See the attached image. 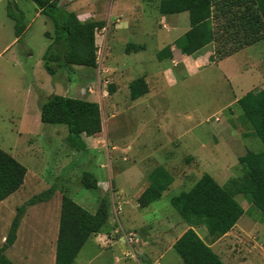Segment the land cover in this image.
Listing matches in <instances>:
<instances>
[{"label": "rangeland", "instance_id": "1", "mask_svg": "<svg viewBox=\"0 0 264 264\" xmlns=\"http://www.w3.org/2000/svg\"><path fill=\"white\" fill-rule=\"evenodd\" d=\"M80 1H73L77 4L76 8L81 7ZM58 3L66 10L70 8V3L68 4L66 0H58ZM10 4L15 5L24 13L28 29L22 40L6 52L5 47L15 36V22L8 17ZM111 4L112 0H103L100 7H97V10L100 8L99 11L103 13L104 21L102 22L105 23L107 29L98 31L96 35L97 67L74 66L71 74L57 69V74L51 76L44 67L43 57L50 45L47 34L53 35L52 22L45 15L36 16L38 7L31 0L0 2V149L27 167L29 174L32 173L29 182L36 174L41 176L40 185L25 197L30 195L33 198L54 187L56 192L52 199L54 198L55 202H60L62 196L65 195L89 212L96 213L99 197L108 196L111 201L112 222L102 232L101 238L105 241L103 246L105 248L110 246L107 242L110 238L119 242L120 238L132 235L135 240L132 248H135L136 240L140 236L149 234L154 237L164 236V225L159 224V222H164V214L171 215L170 218L175 216L181 219L172 207L170 199L180 194L182 190L167 191L163 198L150 208L144 211L139 210L141 208L138 207V198L149 187V177L156 168L165 167L174 177H177L180 174L185 175L188 168L195 167L193 171H189L188 175L192 176L191 184L206 172L216 178L217 175H220L218 177L227 176V180L239 179L244 175V170L237 159L234 163L232 155H223L225 151L228 152L227 148L223 149L224 146L221 148L220 156L216 158L207 154L203 158L200 156L202 165H194L193 156L197 155L196 151L200 148L196 147L197 137H205L201 141L208 146L206 152L215 146V134H208V132H214L222 124L216 122V117L223 122L227 117V109L222 114L216 113L223 110L226 105L228 107L234 103L235 96L242 98L247 92L248 84L243 82V77L236 78L233 75L228 82L216 67H208L200 74L188 77L184 75L182 67L174 68L169 60H164L162 64L164 67V76H162L163 69L156 58L158 50H155V42L151 45L143 37V40L138 38L132 41L146 45V51H142L140 55L141 58H146V64L141 68L140 64L136 65L135 60L125 58L127 64L132 65L126 78L137 79L145 75L149 78H158L161 82L162 94L138 102L132 101L129 97L116 101L108 94L104 95L109 98V101L103 104L102 108L103 130L94 137L83 136L86 144L85 151L79 152L68 145L69 133L66 126L44 125L41 121L34 123L30 119L21 124L20 119L25 117V101L30 95H34L35 99L40 102L52 94L86 100L91 94L87 88V84L91 81L98 82L102 89L108 92L114 73L109 65L119 56L125 57L122 53L124 50L122 45H126L114 40L112 36L114 21H106V19L109 20L108 13ZM134 8L136 9L130 12L133 27L153 25L157 9L156 1L153 4L138 1ZM143 11L145 16L141 15ZM150 20H153L152 24ZM121 59L124 58L121 57ZM252 64L264 66V39L229 61L228 72L230 75L235 73L238 65L240 71H246ZM57 65L59 64H54L55 67ZM167 69L173 71L174 78L169 77H172L170 80L171 82L174 80V83H171L167 77ZM255 81L257 82L254 89L256 92L264 89V76L261 78L258 75ZM47 83L48 86L52 85L53 89L42 93L40 88L47 86ZM82 89H85L84 93ZM97 91L98 93L94 96L100 101L102 93L98 86ZM116 104L117 109L114 107ZM233 105L232 109L240 117L242 123L243 112L236 104V106ZM37 115L38 117L41 115L40 109ZM18 125L20 126L17 127ZM244 126L239 130L245 134L243 137L246 139L244 140L245 149L256 153L264 152L261 140L246 123ZM237 136L234 135V138L242 140L240 134ZM96 170H103L102 174L95 172ZM225 170H227L226 173ZM83 171L91 172L99 179L100 190H87L81 185L80 178ZM236 201L241 205L243 202L249 203L248 199L243 196H238ZM17 202L19 201H14V203ZM26 203L20 204L19 202L17 207H22ZM245 203L244 207L247 208L248 205ZM249 206L251 207L250 203ZM122 207L128 208L127 215L137 218L140 224L132 226L123 214L118 215L117 210ZM248 217L253 221L264 219V215L254 207H251L250 216L246 214L242 219L248 220ZM3 219L0 218V221ZM7 230L6 223L0 222V248L4 244L2 239L9 232ZM105 235L107 238L103 237ZM33 236L32 232L29 234L28 223H26L20 233L21 248H26V238L33 241ZM177 237L178 235L175 236ZM32 243L30 244L33 245ZM246 246L256 248V244L252 241H249ZM87 253L89 255L86 256ZM134 255L136 254L131 253L130 256H125L117 243L112 248L102 251L94 246L84 249L74 264H89L88 259L92 258L94 261L91 264H147L146 259L154 262L156 257V253L150 250L144 260L139 254H137V259L132 258ZM9 258H12L15 264H49L47 260L38 262L30 257L27 260H16V255H9ZM118 258L121 260L120 263H117ZM245 260L257 263L255 255ZM260 262L262 264V261Z\"/></svg>", "mask_w": 264, "mask_h": 264}, {"label": "trees", "instance_id": "2", "mask_svg": "<svg viewBox=\"0 0 264 264\" xmlns=\"http://www.w3.org/2000/svg\"><path fill=\"white\" fill-rule=\"evenodd\" d=\"M53 24V35L47 34L52 43L43 57L44 67L49 75L55 76L57 69L73 73L74 66L96 68V33L103 29V22H82L74 12L59 5L58 0H31ZM224 10L220 20L213 24L215 16L212 0H162L159 11L162 15H176L188 12L191 29L177 41V47L192 56L209 43H216L211 62H219L264 39V0H220ZM237 7L230 12V6ZM8 17L15 22L18 41L26 31L25 15L15 5L8 6ZM226 37V39H225ZM218 43V44H217ZM159 61L172 59L171 47L157 54ZM59 64L57 67L54 64ZM130 97L136 101L148 94L143 79L133 81ZM109 86L108 94H113ZM243 111L242 121L248 125L264 145V89L248 93L239 99ZM41 122L50 126H66L67 143L77 151H85V137H94L103 130L102 110L98 103L84 99L51 95L41 102ZM244 170L239 179H232L224 187L210 175L205 174L189 191L170 199L172 207L188 224L187 232L173 246L174 252L183 264H225L194 230L203 227L212 240H218L232 231L244 209L235 201L242 195L264 214V152L248 153L238 159ZM27 169L11 155L0 149V201L16 193L23 185ZM150 185L138 198L141 209L159 201L168 190L174 177L165 167L156 168L149 177ZM81 185L87 190H100L97 177L87 171L81 173ZM56 190L51 187L35 195L24 206L17 209V215L0 248V264H15L5 252L14 245L17 231L28 207L52 199ZM95 214L78 205L72 198L62 196L60 229L56 245L55 264H74L79 253L91 236L102 233L111 220V201L108 196L99 197Z\"/></svg>", "mask_w": 264, "mask_h": 264}, {"label": "crops", "instance_id": "3", "mask_svg": "<svg viewBox=\"0 0 264 264\" xmlns=\"http://www.w3.org/2000/svg\"><path fill=\"white\" fill-rule=\"evenodd\" d=\"M4 1L5 0H0L1 3ZM66 1L68 2V4L70 3L71 5V6L69 5L70 8H68L67 11L74 12L78 16L80 21L82 22H87V21L102 22L104 21L103 13L99 11L100 8H98L97 10V7H100L101 1L103 2V0H81L80 1L81 7L79 8H76L77 4L76 2H73L74 0H66ZM138 1L140 3L145 2L146 4L148 3L153 4L155 1L157 2V9L154 15V22L152 26H147L146 24L139 25L137 27L132 26V22L130 19V12L136 9L134 7ZM212 1L214 3V11L216 15L215 16L216 18L214 19L213 24L216 25L217 23L220 22V20L224 19V17L222 16L223 11L224 10L226 11L229 8H222V4L220 0H212ZM161 2L162 0H112L110 12L108 13L109 20L106 19V21H111V20L114 21L115 27L113 29L112 36L115 38L114 39L115 41H118L119 43L122 42V44L123 43L126 44L125 46L122 45L124 47V50L122 53L125 54V57L122 56L121 55L122 53H121L120 54L121 56L114 59L113 63L109 65L114 70L113 81L111 82V85H110V86H113V89H114L113 94L111 95L108 94L106 90L102 89L101 84H99L98 82L91 81L87 84V88L89 89V92L91 94L88 95V98L86 100L90 102L98 103L102 110L103 104H106L109 101V98H106L104 95L108 94V96L112 97L116 101H121L125 99L126 97H129L131 99L129 86L133 81L137 79L144 80L145 84L148 87V94H146L145 96H143L142 98L134 102L151 99V97L153 96H158L162 94V92L160 91L161 82L158 80V78L157 79L153 77L149 78L148 75H145L137 79L126 78L127 72L128 71L130 72V70L132 69L131 67L132 65L129 63L131 65L129 66L125 58H130L131 60H135L136 65L140 64L139 67L141 68H143L144 65L146 64V61H147L146 58L140 57L142 51L143 52L146 51L147 49L146 45H143V44L140 45L132 41V40L134 41L138 40V38H141V40H143L142 39L143 37L147 39L148 42L151 43V45L153 42H155L154 43L156 45L155 50H158V53L163 51L164 48L170 46L172 54H173V58L166 59V60H169L171 65L174 66V68L182 67L184 69V75L188 77L194 76L195 74L196 75L200 74L201 71H203L204 69H207L208 67H216L223 74L224 78L228 82H230L232 75L236 78L243 77V82L248 84V89L245 94L246 96L248 93L256 92L254 90L257 84V82L255 81V78L258 77V75H260V77L263 78L264 76V66L263 65L252 64V66H250L249 69L246 71H240L239 69L240 66L238 65L235 68L236 70L235 73H232L230 75V73L228 72V70L230 69L228 66L229 61L235 59L238 55H240L241 53L246 51L248 48L256 44L244 47L243 49H241L234 55L227 57L219 62L210 61L211 56H213L214 49L216 47V43L214 42L209 43L206 47H204L202 50L198 51L194 55L188 56L184 54L177 47V41L191 29L190 15L188 12H184V13H180L176 15L164 16L159 11ZM237 9H238L237 7L230 6V10H231L230 12H236ZM141 15L145 16V12L143 11ZM36 16L37 17L43 16L41 15V12L39 9L36 10ZM152 21L150 20L151 24H152ZM154 25L155 26L157 25V27H154ZM26 27H27L26 28L27 30L28 26L26 25ZM106 30L107 29L105 25V27L99 31H106ZM97 34H98V31L96 35ZM18 42H19L18 38L15 35L11 43L8 44L4 50L6 52H9L14 47L15 43H18ZM51 43H52V40L50 39V44ZM131 47H133V49L129 50V48ZM121 57H123L124 59L122 60ZM159 63H161V68L163 69L162 76H164V67H162L164 60L160 61ZM166 72H167L166 73L167 77L170 80L173 77L174 73H172L173 71L169 69H167ZM169 76H172V77H169ZM174 82L175 81L173 80L171 83H174ZM47 86H48V83H47ZM47 86L44 85V87H41V88L39 87L40 91L42 93H45L49 91L50 89H53L52 85L49 84V86L48 87ZM97 86L101 90V93H102L100 95L101 96L100 101L98 99L96 100V96H94L98 93ZM84 90L85 89H82V93H84ZM52 95H56V94H52ZM242 98L241 97L238 98L235 96V98L233 99L235 100L234 103L238 106L239 99H242ZM234 103L230 104L228 107L226 105V107L223 108V110H220L216 113V114H222V112H224L225 109H227L226 111L227 117L224 119L223 122L218 117H216V122H219L222 124H220L214 132L212 133L208 132V134H215V137H214L215 146L209 152L205 151L207 150L206 147L208 146L206 144H203L201 141L202 138L204 139L205 137L196 138L198 141L196 143L197 144L196 147L199 146L200 148L198 151H196L197 155L193 156L194 165L195 164L202 165V161L199 159V157L201 156L200 158H203L205 154L209 156L211 155L214 158L220 156L221 148L223 146L225 147L223 149L225 150L226 148L228 149V152L225 151L223 155H226V156L232 155L233 156L232 159L234 163L236 159L238 160L239 158L244 157L248 153V150H246L244 147V140L246 139L243 137L245 136V134L241 133L239 130V129H242L245 124L244 122L241 123L240 117H238V115L233 111L232 105ZM114 107L116 108L117 104L114 105ZM38 109L41 110L40 100L37 101L34 95H30V97L25 101V108H24L25 117H22L20 119V123L22 124L23 122H26L28 119L32 120V122L34 123H39V121H41V115L38 117L37 115ZM102 116H103V113H102ZM19 126L20 125H18L17 127ZM237 134H240L242 136L241 137L242 140L234 138V135L238 137ZM25 168L27 169V167ZM193 168L195 167L188 168L185 175L180 174L177 177L173 176L174 181L172 185L168 188V190H166L163 193V196L167 191L169 192L173 190H182L180 194L189 192L205 174H208L207 172L203 173L200 176V178L196 179V181L191 184L190 180H192L191 179L192 176H188V175L190 173L189 171H193ZM102 171L103 170H96L95 172L102 174ZM224 172L226 173L227 170H225ZM31 174L32 173L29 174V170L27 169V175L25 177L22 187L16 193L12 194L7 199L0 201V218H4L3 221H0V222L6 223L9 231L12 226L13 220L15 219V218L13 219V216L16 215V210L19 208L17 207L18 203L20 202V204H23L24 202L26 203L28 200H30L31 199L30 195L28 197H25V195L29 194L34 188H37L40 185L41 176L39 174H36L34 178H31V182H29ZM218 176L220 175H217V178L212 177V176L211 177L222 187L226 186L228 184L227 182L234 179V178H231L230 180L229 179L227 180V176H224V175H221L224 177H218ZM238 196H242V195H237L236 198ZM15 199L18 200L19 202L14 203V201H16ZM155 203L151 204L148 208H150ZM244 203L245 202H243V205L241 204L240 205L244 209L245 214L242 215L241 219L238 221V223L232 229V231L226 234L224 237L218 240H212L211 238L208 237L207 231L205 228L200 227L194 230L205 241V243L208 244V246L221 258V260L225 264H261L260 261H262V264H264V219L262 220L258 219V220L253 221V220H250L248 217L247 218L248 220H245V219L243 220L242 218H245L246 214L249 216L251 214V207L249 206V203H245L248 205L247 208L244 207ZM61 206H62V200L60 202H55L54 198L49 200L48 202H44V203L39 202V204L35 206H31L28 209L27 213L25 212L26 215L24 214L25 217H23L24 219L23 221H21V224L17 231V238H16L14 245L5 252V255L8 258H9V255H16V260H27V258L29 259L30 257L31 259H34L38 262H44L47 260L49 264H55L56 245H57L59 229H60ZM148 208H145V209H148ZM145 209H139V210L144 211ZM117 211H118V215L123 214V217L127 218L128 222L132 224V226L140 224V221L138 222L137 218L135 219L134 217H130L127 215V213L129 212L128 208L122 207L121 209ZM92 214H95V213H92ZM164 216H165L164 222H159L160 225H164V236L154 237L153 235H150V234L147 236H142V237L140 236V238L136 240L137 246L135 248H132L133 244L129 245L128 243L123 241V238H120L119 242H115L110 238L107 241L110 244V246L105 248L103 246L105 244L103 242L105 241L103 240V238H101L103 234L99 233L97 235H93L90 237V239L87 241V243L82 248L81 252L83 253L84 249H89L90 247L92 248L94 246L98 247L102 251L105 249L112 248L113 245L117 243L120 246V249L122 250L123 254H125V256H130L131 252L134 250L136 255H134V257L132 256V258H135V259H137V254H139V256L144 260V257L147 256V253L149 252V250L151 252L152 251L155 252L156 257H155L154 262L151 259L145 258L147 260L146 261L147 264H183L182 260L174 252L173 246L177 242V240L180 239L187 232V230L189 229V226L182 220V218L179 219L175 216L170 218L171 215L166 216L165 214ZM111 222L112 220H110V223ZM26 223H28L29 234L32 232L34 236L32 237L33 241L26 238L25 240L26 248H21L20 233L24 229ZM121 229L124 230L122 227ZM6 235L8 236V234ZM177 235L178 237L175 238V236ZM7 236H5V238L3 237L4 239H2V242L4 241V244H5ZM103 237L107 238L106 235ZM249 241H252L253 243H255L256 248L254 247L248 248L246 245L249 244ZM30 243H32L33 245H31ZM87 255L89 254L87 253L86 256ZM254 255L256 256L257 263L249 261V260L248 261L245 260V258L249 259ZM10 260L12 262L14 261L12 258ZM88 261H89V264H91L94 261V258L90 260L88 259ZM120 261L121 260L118 258L117 263H120ZM137 261L139 262V260Z\"/></svg>", "mask_w": 264, "mask_h": 264}, {"label": "built area", "instance_id": "4", "mask_svg": "<svg viewBox=\"0 0 264 264\" xmlns=\"http://www.w3.org/2000/svg\"><path fill=\"white\" fill-rule=\"evenodd\" d=\"M124 239H125V242L128 243L129 245H132L135 242V240H134L132 235H129L128 237H126ZM131 253L135 254V252H133V251Z\"/></svg>", "mask_w": 264, "mask_h": 264}, {"label": "water", "instance_id": "5", "mask_svg": "<svg viewBox=\"0 0 264 264\" xmlns=\"http://www.w3.org/2000/svg\"><path fill=\"white\" fill-rule=\"evenodd\" d=\"M123 241H125V239L123 238Z\"/></svg>", "mask_w": 264, "mask_h": 264}]
</instances>
